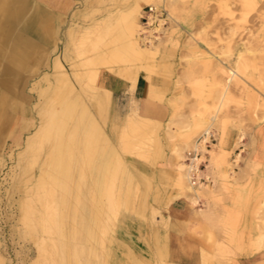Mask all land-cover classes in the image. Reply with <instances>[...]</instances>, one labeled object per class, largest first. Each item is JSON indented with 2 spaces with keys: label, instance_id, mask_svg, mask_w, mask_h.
<instances>
[{
  "label": "rangeland",
  "instance_id": "374dc122",
  "mask_svg": "<svg viewBox=\"0 0 264 264\" xmlns=\"http://www.w3.org/2000/svg\"><path fill=\"white\" fill-rule=\"evenodd\" d=\"M136 1L142 6L154 4L166 14L163 40L157 54L149 59L131 57L120 47L123 28L119 11H127ZM162 1L80 0L70 15L60 19L53 16L52 25L44 33L47 39H40V51L28 56L22 71L2 72L4 61L0 59V80L5 77L15 80L9 93L11 110L0 116V264H160L165 261L166 247L158 233L166 231L167 222L165 227L164 220L154 219H166L168 206L179 192V174L175 169L178 153L174 148L185 145L183 154L188 158L194 154L193 148L197 149L198 134L210 130L216 138L211 144L217 145L223 139L226 150L232 135L236 143L243 130L241 144L245 146L241 148L246 152H242L239 162L232 163L234 155L240 152L232 147L227 157L230 165L219 164L211 170L217 182L214 192L204 198L214 205L212 208L222 210L224 218L215 249L206 255L203 264H229L239 254L255 252L253 246L259 230L256 227L255 233L247 234L244 247L245 234H236L244 217L235 203L244 187L248 190L244 206L252 204L254 215L258 203L264 199V164L257 160L252 137L254 128L264 123L259 119L264 117V0H175L173 5L168 0ZM35 7L32 0H26L25 13L13 28L15 33L23 27L26 30ZM25 35L34 36L32 31H26ZM56 58L72 84L71 93L61 98L54 95L59 82L54 75ZM142 65L146 67L142 71L147 77L157 74L169 77L168 83L174 85L173 93L177 96L169 100L171 114L167 122L147 118L150 136L146 128L136 136L137 132H129L124 124L133 99L128 86L133 82L135 70ZM233 65L243 69L236 80L230 78L229 67ZM85 68L121 76L126 81L125 94L114 97L104 88L108 100L98 110L96 99L104 90L99 83L95 90L83 83L85 79L81 75ZM62 90L60 87L59 95L65 92ZM218 96L220 100L215 98ZM75 98L88 105L109 139L112 150L107 157L110 160L107 169H103V174L97 173L100 157L93 146L94 152L91 146L71 147L73 151L68 154L73 159L72 177L64 173L68 166L64 158L53 165L57 168L56 180L39 181L38 173L53 161L49 150L54 136L35 133L42 124L54 126L57 111ZM155 98L156 94L152 99ZM138 112L144 116L139 105ZM5 114L10 118L2 123ZM70 124L69 119L65 120L66 130L62 132L67 134ZM166 126L171 138L166 134ZM139 138L146 142L140 154H128L125 151L128 145ZM247 138L249 143H245ZM78 146L76 142L75 147ZM208 146L210 149L211 145ZM248 148L251 151L247 152ZM252 152L256 153L253 164L249 163ZM168 157L175 160L171 168H166ZM227 170H232L230 176H222ZM75 183L79 191H74ZM40 203H46L49 211L45 209L41 213Z\"/></svg>",
  "mask_w": 264,
  "mask_h": 264
},
{
  "label": "crops",
  "instance_id": "0c3cea01",
  "mask_svg": "<svg viewBox=\"0 0 264 264\" xmlns=\"http://www.w3.org/2000/svg\"><path fill=\"white\" fill-rule=\"evenodd\" d=\"M32 1L36 6L32 16V21L29 26H27L26 30L25 27H23L18 31V33H15L13 28L15 23H17L25 13L26 0H0V59L4 61H2V72L17 74L19 71H22V67L28 56L34 54V52L40 51V39H47V36H45L44 33L48 32L49 27L52 25L53 16L60 19L70 15V13L77 8L78 3L80 2V0ZM144 7L145 6L142 7L141 15ZM26 31H32L34 36L26 37ZM168 79L169 77L158 74L150 75L148 77L144 72L139 74L132 96L133 99L137 101L140 111L144 117L152 120L156 119V121L160 120L162 122H167L169 120L171 114L169 100L175 99L177 96L173 93L174 85L172 83H168ZM14 83L15 80L7 79L6 77L3 78V80H0V116L3 115L2 112L5 113L8 110L9 113L11 110V105L9 104L11 103L12 96L9 93L10 91L12 92L11 87ZM98 83L103 88L109 90L114 97H119L125 94L126 81L117 74L102 71L98 76ZM150 86L155 89L154 91L157 95V98L155 99H152L149 96ZM158 97L161 99L159 100ZM9 118V115L5 114L2 123H6ZM259 119H262V116H260ZM241 131L245 134L243 130H240V132ZM209 132L210 137L206 145L208 150L222 148L226 152H230L229 150L235 146L236 149H240L238 154L241 157L242 152H246L245 149L241 148L245 146V144H241L242 142L236 146L237 142L235 143L234 134L228 140L226 150L223 145V139L221 143L217 145L211 144V142H213L216 138H213L215 134H212L211 130ZM203 135H205L204 132L200 133L195 139V142H199ZM252 137L255 140L253 148L257 152V160L264 164V123L258 124L254 128ZM245 143H249L248 138ZM208 145H211L210 149ZM175 148L179 149L177 150L178 154H181L182 159L184 158V160L180 161L178 155L175 153L178 160L175 165V169L178 170L180 177H178V179L181 180H177L179 192L173 202L168 206L165 214L167 227L165 226V221L163 225L166 227V231H159L158 233L161 241L164 242L166 247V259L163 262L172 264H203V260L206 255L212 254L215 249V242H217L220 238L219 233L221 231V225L224 218L222 210L215 207L212 208L214 205L212 204L211 197H209L208 200L209 203L211 202L212 206L209 205L206 198H204V196L211 195L212 191L214 192L215 190L214 187L217 179L216 177H212L210 174L214 166L209 165V155H207L206 152L202 153V151L199 150L202 154H204L205 162H202L199 166L200 169L198 168L197 174L194 175V172L192 173L191 171L193 167L192 160L202 154L197 149L193 148L192 152H194V154L192 156L189 155L190 157L187 158V156L183 154V150L187 148L185 145L181 148ZM248 151H251V148H248L247 152ZM254 155L256 156L255 152L250 154L249 163L251 164L256 161H253ZM234 156L236 158L237 154ZM182 162L185 166L179 169L178 166ZM174 163L175 160L168 157L165 162L166 168H171L174 166ZM232 163H235L234 160ZM226 173L229 176L231 171L229 172V170H227L225 174ZM181 174H183L185 178ZM221 174H223V172ZM215 175L217 176L218 172ZM180 183L183 187L179 185ZM209 189L211 190L209 191ZM247 195L248 190L244 187V189H241L240 191V196L236 198V200L238 199V203H235V207H239L240 213L242 217H244V221L238 228H236V234L238 232L245 234L244 247L247 246V234L249 232L255 233L256 227L259 230V233L261 232L260 229H264L261 228L264 227V217H262L264 216V213H262L264 212V199L260 200L258 203L254 215V208L252 207V204L250 206H244V199L247 198ZM262 198H264V194H262ZM210 217H212V219ZM229 264H264V248H260L251 254H239L238 256L233 257Z\"/></svg>",
  "mask_w": 264,
  "mask_h": 264
},
{
  "label": "bare ground",
  "instance_id": "6f19581e",
  "mask_svg": "<svg viewBox=\"0 0 264 264\" xmlns=\"http://www.w3.org/2000/svg\"><path fill=\"white\" fill-rule=\"evenodd\" d=\"M144 1V0H143ZM145 1H150V0H145ZM174 1L175 0H168L167 2L168 3H170L171 5H173L174 4ZM163 3H165L166 2V0H163L162 1ZM147 3V2H146ZM149 3V2H148ZM147 5H153V6H155L154 4H147ZM142 5L141 4H139V2L138 1H136V2H134L133 4H131V6L128 8V10L127 11H125V12H121V11H119L122 15L120 16V21L122 22V31L120 32V33H122V35H121V40H122V42H121V48L124 50V51H127L128 52V54H130L131 55V57H134V58H139V59H149V58H152V57H154L156 54H157V52H158V49H159V45H160V42L163 40V36H162V33H163V31H164V28L162 27V23L160 22L159 23V25L158 26H156V27H152L149 31H148V35H149V40L147 41V42H145V38L141 35V33H142V28H141V25H140V22H139V19H140V15H141V12H140V10H142ZM156 8H157V6H155ZM158 9V8H157ZM36 13V12H35ZM140 13V14H139ZM142 14H143V12H142ZM40 15V14H39ZM44 16V15H43ZM139 16V17H138ZM42 17V16H41ZM169 17V16H168ZM38 19V18H37ZM35 20V19H34ZM32 24H33V22H32ZM35 24V23H34ZM33 27V26H32ZM121 27V26H120ZM118 37V36H117ZM120 37V36H119ZM118 39V38H117ZM85 40V39H84ZM119 41H120V39H119ZM118 41V42H119ZM158 41V43L157 44H155L156 42ZM27 43V42H26ZM117 44V43H116ZM116 46H118V45H116ZM118 49V48H117ZM116 51H118V50H116ZM115 51V52H116ZM223 53V52H222ZM241 55V54H240ZM116 56H118V55H116ZM129 56V55H128ZM237 56V55H236ZM239 56V55H238ZM242 56V55H241ZM240 57V56H239ZM242 59H244L243 58V56L241 57ZM57 59V58H56ZM88 59V58H87ZM102 59V58H101ZM104 59V58H103ZM221 59V58H220ZM219 59V60H220ZM241 59V60H242ZM191 60V59H190ZM193 61V60H192ZM243 61V60H242ZM75 62V61H74ZM141 62V61H140ZM221 62V61H220ZM239 62H240V60H239ZM88 63V62H87ZM241 64V63H240ZM246 63H244V65H243V69H246V65H245ZM81 65V64H80ZM88 65V64H87ZM90 65V64H89ZM88 65V66H89ZM94 65V64H93ZM189 65V64H188ZM236 65V64H235ZM54 66H55V70L57 71L54 75H55V77L59 80V82H58V85H57V87H56V92L54 93V95L57 97V98H61L65 93H67V92H70L71 93V91H72V84H70V82H69V79H68V76L66 75V73H64V67H63V65H62V63L57 59V60H55V62H54ZM85 66V65H84ZM88 66H87V68H88ZM234 66V65H233ZM14 69V68H13ZM111 69V68H110ZM142 69L145 71L146 70V67L145 66H143L142 65V67H140V68H138L137 70H135L136 71V75H134L133 77H131V80H133V82H131L130 84H129V86H128V88H129V90L131 91V92H133L134 91V88H135V84H136V81H137V78H138V75L141 73V72H144V71H142ZM229 69H230V78L232 79V80H236V79H239V77H240V73H243V69H242V67L241 68H239L238 66L237 67H232V68H230L229 67ZM64 70V71H63ZM83 70V69H82ZM99 74H100V71H97V70H94V69H86L85 68V70H84V74H82L81 76L82 77H84V82L83 83H85V85L87 84V85H90L89 86V88L90 89H92V90H95V89H97V84H98V76H99ZM77 75L78 74H76V76L75 77H77ZM228 77V76H227ZM149 80V79H148ZM60 87H63L64 88V90H62L64 93H61L60 95H59V91H60ZM151 87V86H150ZM225 87V86H224ZM103 88V87H102ZM150 89V94H149V96H150V98H154V95H155V93H154V89H153V87H151V88H149ZM76 90V89H75ZM103 90H104V88H103ZM107 91H101L100 92V97L98 98V99H96V103H97V106H96V108H98V110H100L101 108H102V104L103 103H105V101H107L108 100V93H106ZM223 92V91H222ZM77 94V93H76ZM214 94V93H213ZM221 95V94H220ZM219 95V96H220ZM148 96V95H147ZM219 96L218 97H215V98H219ZM131 97V96H130ZM69 98V97H68ZM216 99V100H217ZM218 100H220V99H218ZM53 101V100H52ZM82 101H84V100H82ZM50 102V101H49ZM218 102V101H217ZM216 102V103H217ZM222 102V101H221ZM61 103H62V101H61ZM65 104V103H64ZM104 105V104H103ZM106 105V104H105ZM262 105H264V102H262ZM54 106H56V105H54ZM55 108V107H54ZM47 109V108H46ZM56 109V108H55ZM54 109V110H55ZM97 110V109H96ZM56 116H58L56 119H54V123H55V125L53 126H48L47 124L45 125V124H42L41 125V127L37 130V132L35 133L37 136L38 135H40L41 133H45L46 135L48 134V136H54V141L52 142V144H51V148H50V150H49V156L51 157L52 156V160L53 161H51V165H47V167L46 168H43V169H41V171L38 173V176H37V178L36 179H40L39 181H42V180H44V181H47V180H51V179H55L56 180V177H57V175H55L56 173L54 172V171H56V169L57 168H55L53 165H54V163H58L57 161H62V159H66V162H67V164H68V166L66 167V166H64V168L66 167L67 169H66V171L64 172L65 173V175H67L68 173H69V175H71V173L73 172H71L70 171V162H72L73 161V159H72V156H71V154H68V153H70V152H72L73 151V149H72V151H71V147H74V148H77V149H80V147H82V148H84L85 146H87V147H90L91 146V148H90V150L92 149V146H93V148L94 149H96V151H98L97 153L99 154V156H98V158L100 157V160L96 163V168H98L97 170V173L99 172L100 174L102 173L103 174V169L105 168V167H107V165H108V163L110 162V160L108 161V156L110 157V151L112 150V147H110L111 145H110V143H109V139L106 137V134L104 133L105 131H103L102 129H101V127H100V125L98 124V122H97V120H96V118L95 117H93V115L91 114V112H90V110H89V107H88V105H86L85 104V102L84 103H82L80 100H78V99H76L75 98V100H73V102L72 103H67L66 102V105L65 106H63L61 109H59L58 111H57V115ZM70 120V123H72V124H70L71 126L69 127V131H68V133L66 134V133H64V132H62L64 129L66 130V127H65V120ZM71 120L73 121V122H71ZM262 120H264V117H262ZM48 122H49V120H48ZM124 124H125V127H127V129L129 130V132L130 131H136L137 132V134H136V136L138 135V134H140V132L142 131V130H144L148 125H147V118L146 117H144V116H141V115H139V112H138V103H137V101L136 100H134V99H132V101H131V107H130V110H129V113H127V115L125 116V119H124ZM150 127V126H149ZM189 128V126H186L185 128L186 129H188ZM147 129V128H146ZM148 130V129H147ZM150 130V129H149ZM148 130V131H149ZM208 130V129H207ZM147 132V131H146ZM150 132V131H149ZM53 134V135H52ZM126 134V133H125ZM141 134H142V132H141ZM147 134V133H146ZM152 133L150 132L149 133V135H147V136H150ZM166 134L168 135V137L169 138H171L172 136H171V133H170V130L168 129V126H166ZM209 134H210V132L209 131H206L205 132V136H203L202 137V139H201V141L199 142V143H196L195 145H196V148L198 149V150H201L202 151V153H207V155L209 154V156L211 157L210 159H209V161H210V166H214L215 168H216V166H218L219 164H229L230 165V163L228 162V159H227V157H228V152H226L225 150H223L222 148H216L215 150H208L207 148H206V145H207V143H208V141H209ZM129 135V134H128ZM199 135V134H198ZM47 136V137H48ZM141 136V135H140ZM45 137V136H44ZM46 137V138H47ZM243 137H244V133L241 131L240 132V134H239V137H238V140H237V144H236V146L238 145V144H240L241 142H242V140H243ZM149 138V137H148ZM125 140H126V138H124ZM123 139V140H124ZM140 139V138H139ZM101 140V141H100ZM121 140V139H120ZM125 140L123 141V142H125ZM149 140H150V138H149ZM97 141H100L99 143L97 142ZM132 141V140H131ZM135 141V140H134ZM133 141V142H134ZM78 143L79 144V146L78 147H75V143ZM192 142V141H191ZM146 142H143V140L141 141V139L140 140H138V141H135L134 143H131V144H129V140H128V147H127V150H125V151H127L128 152V154H134V153H139V151L141 150V147L142 146H144V144H145ZM193 143H194V141H193ZM100 144V145H99ZM97 145L99 146V147H97ZM122 145V144H121ZM77 146V145H76ZM50 147V146H49ZM107 147H110V148H107ZM123 147V146H122ZM191 147V146H190ZM194 147V146H193ZM94 149H92V151L94 150ZM177 150H179L178 148H174V151L175 152H177L178 153V151ZM65 151H66V153H65ZM86 150H84V152H85ZM91 151V152H92ZM95 151V150H94ZM93 151V152H94ZM123 151V150H122ZM87 152V151H86ZM62 153H64V154H67V155H62ZM97 153H96V155H97ZM201 153V154H202ZM114 154H115V152H114ZM118 154V153H117ZM140 154V153H139ZM75 155H76V152H75ZM83 155H84V153H83ZM141 156H143L142 154H141ZM76 157H77V155H76ZM79 157V156H78ZM81 157V156H80ZM84 157V156H83ZM75 158V157H74ZM85 158H87V157H85ZM113 158V157H112ZM178 158L180 159V161L181 160H184V158L182 159V156H181V154H178ZM241 158V156L239 155V154H237V156H236V158H235V160H234V162L235 163H237L238 161H239V159ZM88 159V158H87ZM89 159H90V157H89ZM92 159H93V157H92ZM115 159H116V161H118L119 163L121 162V159H120V157L118 156V155H116V157H115ZM75 160V159H74ZM82 160V159H81ZM91 160V159H90ZM77 161H79V160H77ZM97 161V160H96ZM193 167H192V169H191V171H192V173L195 175V174H197V171H198V168H199V166L202 164V162H205V156H204V154H202L200 157H195L193 160ZM208 161V162H209ZM112 162V161H111ZM117 162V163H118ZM80 163V162H79ZM118 163V164H119ZM81 164V163H80ZM80 164H78V165H80ZM122 164V163H121ZM42 165V164H41ZM90 165V164H89ZM207 165V164H206ZM235 165V164H234ZM60 166V165H59ZM58 166V167H59ZM62 166V165H61ZM71 166H72V164H71ZM74 166V165H73ZM77 166V165H76ZM185 165H184V163L182 162L179 166H178V168L179 169H181L182 167H184ZM42 167V166H41ZM45 167V166H44ZM82 167V166H81ZM62 168V167H61ZM210 168V167H209ZM45 169V170H44ZM63 169V168H62ZM78 169V168H77ZM105 169H107V168H105ZM120 169V168H119ZM121 169H122V167H121ZM200 169V168H199ZM208 169V168H207ZM80 170V169H79ZM123 170V169H122ZM39 171V170H38ZM77 171V170H76ZM86 171V170H85ZM95 171V170H94ZM178 171V170H177ZM232 171V170H231ZM60 172V171H59ZM113 172H114V169H113ZM182 172V171H181ZM201 172V171H200ZM203 172V171H202ZM74 173V172H73ZM81 173V172H80ZM111 173V172H110ZM120 173V172H119ZM180 173V172H179ZM204 173V172H203ZM209 173V172H208ZM79 174V173H78ZM95 174V173H94ZM59 175V174H58ZM61 175V174H60ZM59 175V176H60ZM63 175V174H62ZM64 175V176H65ZM79 175H82V173L81 174H79ZM92 175V174H91ZM98 175V174H97ZM121 175H122V173H121ZM181 175H183V174H181ZM222 175V174H221ZM58 176V177H59ZM64 176H62L64 179H65V177ZM68 176V175H67ZM83 176V175H82ZM95 176V175H94ZM191 176V175H190ZM189 176V177H190ZM203 176H204V174H203ZM222 176H224V177H226L227 176V173L225 174V173H223V175ZM230 176V175H229ZM36 177V176H35ZM62 177H61V179H62ZM71 177H72V175H71ZM74 177V176H73ZM109 177V176H108ZM107 177V178H108ZM183 177H184V175H183ZM192 177V176H191ZM201 177V176H200ZM75 178V177H74ZM78 178H79V176H78ZM77 178V179H78ZM82 178V177H81ZM80 178V179H81ZM95 178V177H94ZM103 178H104V176H103ZM180 178V177H179ZM185 178V177H184ZM231 178V177H230ZM70 179V178H69ZM68 179V180H69ZM72 179V178H71ZM76 179V180H77ZM92 179V178H91ZM213 179V178H212ZM63 180V179H62ZM100 180V179H99ZM101 180H102V177H101ZM179 181L181 180V179H178ZM198 180V179H197ZM214 180V179H213ZM39 181H37V183L39 182ZM54 181V180H53ZM98 181V180H97ZM96 181V182H97ZM103 181V180H102ZM187 181V180H186ZM28 182V181H27ZM48 182V181H47ZM61 182V181H60ZM131 182V181H130ZM40 183V182H39ZM68 183H69V181H68ZM78 183V182H77ZM91 183V182H90ZM186 183V182H185ZM214 183V182H213ZM36 184V183H35ZM79 184V183H78ZM100 184V187H101V183H99ZM197 184V183H196ZM204 184V183H203ZM83 185V184H82ZM88 185H90V184H88ZM179 185H181V187H183V185L180 183ZM59 186V185H58ZM57 186V187H58ZM75 186H76V188L74 189V191H79V185H77L76 183H75ZM99 186V185H98ZM103 186V185H102ZM129 186V185H128ZM180 187V188H181ZM102 188H104V187H102ZM127 188H129V187H127ZM106 188H104V190H105ZM185 189H186V187H185ZM66 190H68L67 189V187H66ZM108 190V189H107ZM188 190V189H187ZM190 190V189H189ZM211 189H209V191H210ZM37 191V190H36ZM102 191V190H101ZM191 191V190H190ZM89 192V191H88ZM92 192V191H91ZM105 192H107V191H105ZM104 192V193H105ZM116 192V191H115ZM114 192V193H115ZM195 192V191H194ZM200 192V191H199ZM65 193V192H64ZM64 193H63V196H64ZM101 193V192H100ZM99 193V194H100ZM103 193V194H104ZM181 193V192H180ZM212 193H213V191H212ZM33 194V193H32ZM35 194V193H34ZM62 194V193H61ZM96 194V193H95ZM102 194V193H101ZM182 194V193H181ZM180 194V195H181ZM183 194H185V193H183ZM30 195V194H29ZM106 195H107V193H106ZM106 195H104L105 196V198H106ZM116 195V194H115ZM97 196V195H96ZM101 196V195H100ZM113 196V195H112ZM183 196V195H182ZM89 197V196H88ZM91 197V196H90ZM93 197V196H92ZM99 197V196H98ZM97 197V198H98ZM103 196H101L100 198H102ZM117 197H119V195H117L116 196V198ZM96 198V199H97ZM115 198V199H116ZM184 198V197H183ZM191 198V197H190ZM95 199V198H94ZM111 199V198H110ZM39 200H41L40 198H39ZM91 200V199H90ZM99 200H101V199H99ZM114 200V199H113ZM119 200V199H118ZM122 200V199H121ZM25 201V200H24ZM102 201V200H101ZM100 201V202H101ZM41 202H42V200H41ZM109 202H110V200H109ZM113 202L114 201H112V204H113ZM119 202V201H118ZM116 203V202H115ZM114 203V205H116ZM41 205H40V207H41V213H43L44 211H45V209H47L46 208V203H40ZM100 204V203H99ZM119 204V203H118ZM118 204H117V206H118ZM126 204V203H125ZM120 206H121V204H119ZM124 205V204H123ZM127 205V204H126ZM33 206V205H32ZM32 206H30V207H32ZM35 206V205H34ZM100 206H102V205H100ZM100 206H98V207H100ZM34 208V207H33ZM33 208H32V210H33ZM95 208H97L96 206H95ZM111 208H113V207H111ZM111 208L109 209V210H111ZM118 208V207H117ZM121 208V207H120ZM34 209H36V208H34ZM59 209V208H58ZM92 209H94V208H92ZM100 209H101V207H100ZM48 210V209H47ZM119 210V209H118ZM49 211V210H48ZM85 211V210H84ZM94 211H95V209H94ZM97 211V210H96ZM95 211V212H96ZM98 211H99V209H98ZM101 211V210H100ZM103 211V210H102ZM114 211H115V208H114ZM39 212V211H38ZM40 213V212H39ZM40 213V214H41ZM99 213V212H98ZM109 213H110V211H109ZM117 213H118V211H117ZM158 213V212H157ZM262 213H264V212H262ZM37 214V213H36ZM102 214H103V212H102ZM112 214H115V213H111V215ZM43 215V214H42ZM116 215V214H115ZM115 215L112 217V218H114L115 217ZM60 216H61V214H60ZM97 216V215H96ZM96 216H94V217H96ZM99 216V215H98ZM161 216V215H160ZM156 216H155V214H154V218H155ZM158 217V216H157ZM262 217H264V216H262ZM261 217V218H262ZM25 218V217H24ZM102 218V217H101ZM104 218V217H103ZM102 218V219H103ZM207 218V217H206ZM211 219H212V217H210ZM209 218V219H210ZM260 218V217H259ZM43 219V218H42ZM85 219V218H84ZM92 219V218H91ZM210 219V220H211ZM98 220H99V222H98ZM98 220H96L98 223H100V220L101 219H98ZM103 220H105V219H103ZM102 220V221H103ZM159 221V222H161L162 220H164L165 221V219L163 218V217H158V220L157 219H154V221ZM29 221V220H28ZM95 221V222H96ZM111 221V220H110ZM165 222H167V221H165ZM97 223V224H98ZM156 223V222H155ZM94 224V223H93ZM259 224V223H258ZM99 225V224H98ZM166 226V225H165ZM258 227H259V225H258ZM261 228H264V227H261ZM95 229H96V227H95ZM261 230V232L259 233V235H258V238H257V240L255 241V243H254V250L255 251H257V250H259L260 248H264V229H260ZM36 243V242H35ZM53 243V242H52ZM104 247V246H103ZM105 249V248H104ZM40 253V252H39ZM162 264H172V263H167V262H161ZM160 263V264H161Z\"/></svg>",
  "mask_w": 264,
  "mask_h": 264
},
{
  "label": "built area",
  "instance_id": "2783aa9c",
  "mask_svg": "<svg viewBox=\"0 0 264 264\" xmlns=\"http://www.w3.org/2000/svg\"><path fill=\"white\" fill-rule=\"evenodd\" d=\"M160 22L162 23V27H164L166 24V14L164 10L157 9L153 5L145 6L143 14L140 17V25L142 28L141 35L145 38V42H147L150 38L148 31L152 27L158 26Z\"/></svg>",
  "mask_w": 264,
  "mask_h": 264
}]
</instances>
